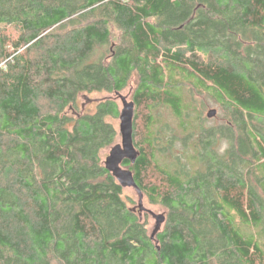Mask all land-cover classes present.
<instances>
[{
	"label": "trees",
	"instance_id": "16d2710c",
	"mask_svg": "<svg viewBox=\"0 0 264 264\" xmlns=\"http://www.w3.org/2000/svg\"><path fill=\"white\" fill-rule=\"evenodd\" d=\"M133 76L123 167L166 210L153 239L103 164L118 105L77 106ZM0 264H264V0H0Z\"/></svg>",
	"mask_w": 264,
	"mask_h": 264
},
{
	"label": "rangeland",
	"instance_id": "374dc122",
	"mask_svg": "<svg viewBox=\"0 0 264 264\" xmlns=\"http://www.w3.org/2000/svg\"><path fill=\"white\" fill-rule=\"evenodd\" d=\"M111 31H112V37H111L110 43H108L106 46L99 47L98 49H96V53H95L94 57L91 58V60L97 59L100 54H103V53L106 54L107 52H111L112 49L115 48V45L119 44V34H118L117 30L113 26H111ZM135 83H136V76L135 77L133 76L130 79L127 87L119 92L121 95L126 96L128 101H132V95H133V92L135 89ZM185 89L189 95V100L193 102V104L196 108L197 115H199L202 118L203 124L206 127L216 126L219 123H221V121H222L221 118L223 115L222 111H221L220 107L218 106V104H216L210 96H208L204 93L197 92L193 86H191L190 84H187V83L185 85ZM105 99L114 100L116 102V104L118 105L119 112H120V110L122 109V103H121V100L119 98V95H117L114 92H112V93H109V92H93V93L81 94L77 100V106L79 107V110L82 112H93L96 109L97 102L105 100ZM211 108H215L217 110V113L214 117L207 118L206 113ZM153 114L157 119L160 120L161 123H163L164 125H166L169 128H175L178 124V121L171 114L170 110L166 107H162V106L158 107L153 112ZM143 115L140 114L139 118H137V124L139 126V129L143 128ZM107 120L112 122L115 125V127L117 128V130L119 129V117L116 119L112 118V117H108ZM118 134H119V132H118ZM120 142H121V137L119 134L117 137L116 143H120ZM217 144H218L217 150L219 152L223 151L224 148L226 147L225 142L223 140H218ZM173 148H174V152H180L183 147L181 146L180 142H176L174 144ZM109 149H106L105 151L102 152V160L103 161H104L105 157L108 155ZM123 194L125 197H129L130 199L133 200V203H129V205L134 206V207L138 206V195L134 189L124 188ZM143 206L146 209H148L154 213H157V214L163 213L166 215V210L162 206L156 205V204H150L147 201L146 197H144V199H143ZM139 214H140L141 220L146 221L148 232L151 235V233L155 227V219L148 212L140 211ZM163 225H164V223L161 225L160 229L163 228Z\"/></svg>",
	"mask_w": 264,
	"mask_h": 264
},
{
	"label": "water",
	"instance_id": "95a60500",
	"mask_svg": "<svg viewBox=\"0 0 264 264\" xmlns=\"http://www.w3.org/2000/svg\"><path fill=\"white\" fill-rule=\"evenodd\" d=\"M122 103V109L119 112V129L118 132L121 137V142L116 143L110 147L108 155L105 157L103 164L107 171L116 179L122 188H132L138 195L139 211L148 212L155 219V227L151 233L153 239L155 234L160 230L161 225L165 222V214L154 213L143 206L144 195L135 182L133 173L130 169L123 167L125 160L134 163L139 152L133 143V116H134V102L128 101L126 96L116 92ZM217 110L211 108L207 111L206 117L212 118L216 115Z\"/></svg>",
	"mask_w": 264,
	"mask_h": 264
}]
</instances>
